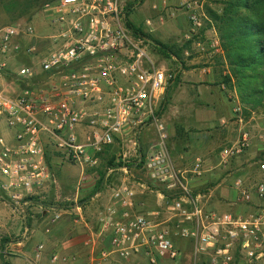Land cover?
Wrapping results in <instances>:
<instances>
[{
	"label": "built area",
	"instance_id": "obj_1",
	"mask_svg": "<svg viewBox=\"0 0 264 264\" xmlns=\"http://www.w3.org/2000/svg\"><path fill=\"white\" fill-rule=\"evenodd\" d=\"M194 1L180 3L190 28L186 38L202 30L204 22L210 23L202 4ZM126 6L125 0H55L43 5L42 14L54 27L45 37L52 51L40 63V73L18 70L17 76L27 81L19 92L7 94L0 85V211L24 223L57 222L78 205L75 200H60L51 172L53 159L84 171L97 167L100 156L114 147L118 149L115 165L126 163L133 150L134 163L142 166L147 180L169 193L156 197L170 200L171 216L156 221L157 211L137 210V194L127 181L110 186L84 264L130 259L138 264L174 262L181 253L177 237L193 245L200 264H264V150L256 156L252 181L235 178L239 197L230 200V211L201 204L187 175L200 177L209 169L199 158L189 169L173 165L160 114L176 72L164 71L147 53L149 40L126 24ZM208 31L210 47L218 51L214 29ZM21 33L33 35L32 26L13 25L0 31V73L7 56L20 49L12 41ZM240 111L235 107L233 114L238 116ZM3 126L8 131L5 137ZM148 127L156 129V139L142 144ZM248 147L249 135L242 132L232 145L221 149L218 165L225 167ZM27 233L25 228L23 236ZM13 246L6 243L3 253L12 252ZM43 249L38 244L34 261L28 264H36ZM51 259L56 262L60 256Z\"/></svg>",
	"mask_w": 264,
	"mask_h": 264
},
{
	"label": "rangeland",
	"instance_id": "obj_2",
	"mask_svg": "<svg viewBox=\"0 0 264 264\" xmlns=\"http://www.w3.org/2000/svg\"><path fill=\"white\" fill-rule=\"evenodd\" d=\"M54 1L0 0V31L13 25H17L20 29L27 25L33 28V35L21 33L12 41L13 44L19 45L20 49L7 56V65L0 73V85L5 93L13 94L22 90L27 81L17 76L18 70L30 68L35 73H40V63L52 51V45L45 37L54 32V27L48 24L41 10L43 5ZM133 1L125 0V3H133ZM196 1L197 4H202L204 11L206 5L219 9V5L214 4V1L218 0ZM164 3H166L165 7H163ZM180 3L181 0H142L141 4L132 9L129 19L133 25L151 37L152 40L147 38L149 43L146 51L156 60L158 66L166 72H176L175 81L165 91L161 118L163 117L162 122L164 121L169 135L168 142H175V146L183 151L191 150L192 156L188 153L191 157L184 160V166L190 167L196 157L203 160L206 169H209V172L203 176L206 182L192 191L199 196V201L206 208L220 212L230 211V200L235 202L239 197V190L233 186L235 178L241 177L243 180L252 181L256 172V156L264 150V113L252 112L246 117L235 93L227 91L224 94L221 91L224 87L218 86V83L226 68L220 62L223 63L220 47L218 51L210 47L212 33H205L211 24L203 21L204 28L186 38L190 28L187 13ZM147 20L151 21L150 26L146 25ZM155 41L167 46L170 51H164ZM28 48L33 49L28 51ZM171 51L178 53L180 58L175 59ZM216 57L221 58L219 60ZM207 84L215 88L208 87ZM238 106L241 111L235 116L233 109ZM7 132L6 127L3 126L4 137ZM242 132H247L249 135L247 150L239 157L229 160L225 167L219 166L217 155L221 149L232 145ZM112 149L118 152L116 147ZM173 158L175 159L174 155ZM175 161L178 162L177 159ZM176 165L179 168L182 166L179 163ZM104 167L102 161L96 173L101 176ZM76 169H78L76 166L57 158L53 159L51 164V172L58 184V195L60 200L66 203L72 200L74 189L80 183L85 181V187H93V182L95 185L99 183L98 175H92V179L82 178L78 184L80 174ZM118 178L119 175L116 174L112 180L116 181ZM223 190L225 194L221 193ZM151 195L148 193L145 199V209L159 213L156 221L170 217V200L164 199L158 205L155 194ZM146 210L139 211L147 213ZM0 213L8 214L4 210ZM20 222L24 224L19 221L17 225L22 226L23 229L24 225ZM14 239V236L0 234L2 247ZM174 240L181 253L176 261L167 264H200L193 255V245L190 242L178 237ZM3 256L1 253L0 257ZM116 264H138V260L119 261Z\"/></svg>",
	"mask_w": 264,
	"mask_h": 264
},
{
	"label": "crops",
	"instance_id": "obj_3",
	"mask_svg": "<svg viewBox=\"0 0 264 264\" xmlns=\"http://www.w3.org/2000/svg\"><path fill=\"white\" fill-rule=\"evenodd\" d=\"M183 28H185V26H183ZM205 33L208 34L209 31L207 30ZM217 56L220 55L217 54ZM220 58L221 57H216V59L219 60ZM204 72H206L205 69ZM226 72L227 71H223L222 74L225 75ZM201 74L200 76H202ZM171 84H173V82H171L169 86ZM207 86L215 88V86L211 84H207ZM156 136V129L154 127H148L142 134L141 143L148 144L154 141ZM174 143L175 142L170 143L167 141V149L173 165L177 166L176 164L179 163L182 165L180 169H189V167L187 168L184 166V160L192 156L191 150L183 151L182 149H178ZM169 150H171V152ZM188 153L191 154V156H189ZM117 155L118 152H114L112 149L100 156L99 165L102 161L105 164L102 176L96 173L98 172L99 165L94 168H86L84 171L76 166L78 168L76 170H78L80 174L78 184L81 182L80 179L82 178H84V180L87 178L92 179V175H98L97 180H99V183L95 185L93 182V187H85V181L80 183L77 188L74 189V194L72 196V200L77 201L76 205H78V208L71 213L63 215L61 220L52 224H49L47 221L26 222L24 224L20 222L21 225H24L23 229H21L22 226L20 227L17 225L19 220L15 217H10L7 214L0 215V234H7L8 236L15 237L14 240L10 241L14 244L12 252L6 255L3 253V247L0 244V254L3 253L4 255L3 258L0 257V264H28L34 261V253L38 244H43L44 249L39 259L36 261V264H84L89 252L90 240L96 239L98 234V218L103 212L100 207V202L107 198L109 194L107 192L110 186L117 185L122 181H127L129 184L133 185L134 191L137 194L135 197L136 209L142 211L146 210L145 199L148 193L152 195L155 194L156 196L157 193H163V189L150 184L142 166L135 165L133 150L128 152L126 163L119 162L117 166L113 167L115 168L114 172L109 173L108 169L110 167L107 165V162L112 157H114L115 160ZM173 155L178 162L175 161ZM116 174L119 175V178L113 181L112 178ZM204 175L200 177L187 175V182L191 190H194L196 187L206 182L203 177ZM221 193L225 194V190ZM163 201L162 199H156L158 205ZM146 211L147 213L156 212L155 210ZM25 228L28 229V233L24 237L23 231ZM54 254L60 256V259L56 262H53L51 259Z\"/></svg>",
	"mask_w": 264,
	"mask_h": 264
},
{
	"label": "trees",
	"instance_id": "obj_4",
	"mask_svg": "<svg viewBox=\"0 0 264 264\" xmlns=\"http://www.w3.org/2000/svg\"><path fill=\"white\" fill-rule=\"evenodd\" d=\"M141 2L134 0L127 4L126 24L135 33L152 40L129 19L132 9ZM214 4L219 5V9L206 5L205 12L219 41L224 60L220 62L227 71L221 76L218 86L224 87L221 90L224 94L227 91L235 93L246 117L252 112L264 113V0H218ZM155 43L164 51H170L167 46L157 41ZM171 54L177 60L180 58L174 51ZM107 165L115 167L118 164H114L112 157ZM162 192L165 197L169 196L164 189Z\"/></svg>",
	"mask_w": 264,
	"mask_h": 264
}]
</instances>
